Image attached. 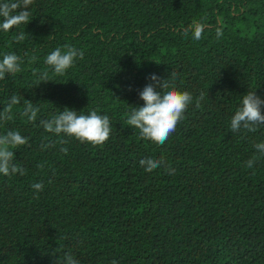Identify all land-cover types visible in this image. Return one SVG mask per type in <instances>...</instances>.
<instances>
[{"label":"trees","instance_id":"1","mask_svg":"<svg viewBox=\"0 0 264 264\" xmlns=\"http://www.w3.org/2000/svg\"><path fill=\"white\" fill-rule=\"evenodd\" d=\"M29 10L27 25L0 31V59L25 61L0 80V111L20 98L0 135L28 138L14 150L24 174H0V264H55L65 251L81 264H264V156L254 148L264 126L230 131L248 90L264 99V0H34ZM193 21L206 24L199 40L184 34ZM66 44L84 58L59 76L45 58ZM45 70L52 80L40 83ZM153 74L193 95L163 145L127 125ZM28 100L36 122L21 114ZM66 107L107 114L108 141L45 131L40 121ZM145 157L165 166L147 172Z\"/></svg>","mask_w":264,"mask_h":264},{"label":"clouds","instance_id":"2","mask_svg":"<svg viewBox=\"0 0 264 264\" xmlns=\"http://www.w3.org/2000/svg\"><path fill=\"white\" fill-rule=\"evenodd\" d=\"M34 0H0V31L9 32L13 28L27 25L32 13L29 10ZM206 24L201 21H193L185 30L184 34H192L194 40L203 37ZM222 30H216L217 38L222 36ZM13 39L22 42L25 34L21 31ZM84 58L83 49L75 46L64 45L57 47L45 58V64L56 75L62 76L70 69L77 59ZM37 58L32 56L31 61ZM24 59L15 52H6L0 59V80H4L8 74L15 76L20 73ZM159 63V62H158ZM36 74V73H34ZM41 82L50 79L48 70L38 74ZM152 83L147 84L139 93L140 98L145 102L143 106H136L131 109L127 117V125L139 130L142 139L150 140L158 145H163L175 132L179 123L184 119L188 107L192 104L193 95L187 90H181L167 78L161 80L153 74L150 78ZM203 93L197 98L199 106ZM20 104V98L13 95L3 110L0 111V121H7L13 118V106ZM40 108L34 106L28 100L23 107L22 115L29 121L36 122ZM40 124L45 131L56 135L64 134L68 137H75L81 143L93 145H103L110 138L112 127L110 117L107 114H99L96 110H91L88 114L77 112L71 108H65L51 119H43ZM259 126H264V99L257 95L256 90H248L242 97V102L230 120V131L232 133L255 132ZM28 143V138L19 131L9 130L0 135V174L4 176L16 173L24 174V170L15 163V149ZM254 148L259 156H264V141L254 144ZM67 153V148H61ZM253 156L246 162V167L252 168L258 159ZM140 165L145 171L151 172L158 167L165 166L163 159L145 157L140 160ZM43 167V164L38 165ZM167 170V169H166ZM44 185L40 182L34 183L32 188L42 191ZM60 253V252H59ZM55 264H81L71 252L60 253ZM112 264H117L113 260Z\"/></svg>","mask_w":264,"mask_h":264}]
</instances>
